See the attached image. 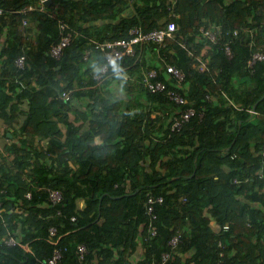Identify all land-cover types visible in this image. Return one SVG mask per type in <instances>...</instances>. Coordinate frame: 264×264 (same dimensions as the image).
<instances>
[{
	"label": "trees",
	"instance_id": "trees-1",
	"mask_svg": "<svg viewBox=\"0 0 264 264\" xmlns=\"http://www.w3.org/2000/svg\"><path fill=\"white\" fill-rule=\"evenodd\" d=\"M29 5L37 0H0L8 11L0 15V123L10 140L0 148V264H44L59 245L66 247L60 264H150L166 250L168 264H264V60L249 70L244 32L229 58L225 37L214 43L201 31L216 22L223 34L250 27L264 47V0H51L47 10L26 14L36 23L34 38L28 26L20 29L22 14L11 11ZM59 19L73 38L56 58L50 48L61 37ZM170 21L178 29L166 48L145 44L103 82L95 80L105 57L93 38H129L134 26L148 32ZM205 48L209 70L201 72L194 63ZM21 55L24 67L16 65ZM166 64L185 72L182 85L166 78ZM153 67L167 90L141 84ZM115 84L128 92L127 101L114 95ZM168 90L189 102L177 104ZM189 106L197 113L172 131L173 114ZM37 137L50 145L38 149ZM30 165L34 183L24 175ZM45 185L62 190L63 202L52 204ZM149 195L163 196L154 203L156 234ZM178 233L181 242L172 248L167 243ZM5 235L16 243L8 245ZM79 244L88 249L83 257Z\"/></svg>",
	"mask_w": 264,
	"mask_h": 264
},
{
	"label": "built area",
	"instance_id": "built-area-1",
	"mask_svg": "<svg viewBox=\"0 0 264 264\" xmlns=\"http://www.w3.org/2000/svg\"><path fill=\"white\" fill-rule=\"evenodd\" d=\"M46 1L47 0H41L38 3V5H29L19 9H12L11 10L12 13L22 14L20 20V27L25 28L29 25L30 19L28 16L26 17L28 11L35 9H39L43 11L47 10L45 6ZM7 12L8 11L6 9L0 7V15H5ZM58 23H59L58 26L61 37L57 42H54L50 48V54L56 58H59L61 56L64 47H66L73 38L72 31H66V29L69 27L67 20L59 19ZM177 29L178 26L175 23V21H170L168 22L166 27L154 28L148 32L143 31L139 26H134L130 29L129 38L120 37L105 41H99L93 38L92 43L94 44V47L102 51L105 57V62L95 72L94 75L95 80L98 83L103 82L105 76L108 75L110 68L115 67L119 61H123L127 57H135L139 52V50H142L144 48L143 46L145 44H149V43L155 44L157 46L158 51H160L161 48H166L167 38L173 37L174 31H176ZM201 31L205 36H207L213 42H216L219 38L220 30H218V27L217 29L215 26L210 29L201 28ZM78 33L79 32H75V35H77ZM254 45H255L254 41H251L250 57L247 60V67L251 72L254 71V67L258 61L264 60V48L256 45L255 47H253ZM224 50L227 57L232 58L234 56V49L231 40L224 41ZM91 52L92 50L90 48H87L83 58L87 60ZM191 52L193 51L191 50ZM159 57L161 60H164V57L162 55H160ZM196 59L197 61L194 63V66L196 68H198L201 72H205L209 70V66L207 63L208 60L205 59L202 54H198ZM16 65L19 67H24L25 55H21L16 59ZM118 70L120 74H123V70H124L123 67L119 68ZM157 77H158V69L153 67L143 71L140 82L151 92H161L167 90V83L165 82V80L157 79ZM166 78L168 79L175 78V80L178 82V85H182L185 82L186 75L185 72L176 65L166 64ZM70 94L71 91H66L62 94V97H64L65 100H68L71 97ZM167 94L170 100L176 102L177 104H187L189 102L188 99L178 90H168ZM207 97L210 98L211 96L207 94ZM250 111L253 113L256 112L254 109H250ZM196 113L197 110L192 106L179 110L177 114L174 113L173 116L171 117V121L173 122L171 125L172 131L180 130L183 127V125L190 120L191 116L195 115ZM203 116H204L203 111H200L199 112L200 120L203 119ZM262 152L264 154V143H263ZM44 189L47 191L48 199L52 204L57 205L63 202L64 195L62 190H60L59 188H52L49 186H45ZM26 196L31 198L32 196L31 191H27ZM162 201H163V196L161 195L157 197L153 195H149L148 197L147 212L151 216V223L149 227L152 234L157 233V230L155 229V226L153 224V219L156 217V215L154 214V203H158ZM186 201H187L186 196L179 197V202H186ZM57 214H62L60 208H57ZM71 218L72 220H76L77 217L76 215H73ZM223 228L228 229L229 225L225 224ZM50 233L52 236H55L57 234V228L55 226H52L50 228ZM5 242L8 245H13L16 243V240L12 236L5 235ZM180 242H181V234L178 233L173 235V237L168 241L167 244L172 248H176L178 247ZM24 247L27 250H30L29 245H24ZM65 248L66 247H63L61 245L56 246L53 250L52 255L47 259V261L43 260L42 262L44 264L47 262L49 264H60V260L63 257ZM87 251L88 249L85 244L78 245V252L80 253V257H83ZM171 257H172L171 252L166 250L160 254V258L158 260H153L150 264H168V261L171 259ZM191 264H194V262L191 261Z\"/></svg>",
	"mask_w": 264,
	"mask_h": 264
},
{
	"label": "crops",
	"instance_id": "crops-1",
	"mask_svg": "<svg viewBox=\"0 0 264 264\" xmlns=\"http://www.w3.org/2000/svg\"><path fill=\"white\" fill-rule=\"evenodd\" d=\"M40 2V0H37V4ZM127 12H129V9H124L123 11H122V13L123 14H126ZM111 23H112V21H111ZM83 23H80V25H82ZM111 30H112V27H111ZM29 35V34H28ZM32 38H34V36H31ZM2 41H3V43L5 44L6 42H7V37L6 36H3V38H2ZM113 92H114V95L116 96V97H119V98H123V99H125L126 101L128 100V98H127V93L128 92H126V90H122L118 85H114L113 86ZM130 111L132 112V113H134L135 111H136V108H133V109H130ZM152 116H155V113H152ZM75 117H76V114L75 113H73V112H70V116H69V119L71 120V121H73V122H75L76 124H78V125H81V124H83V121L81 120V119H79L78 121H76V119H75ZM83 128V127H82ZM84 129V128H83ZM4 130H5V126L4 127H2V124L0 123V141H2L3 142V145H1L0 144V148H2V150H3V148H6V146L7 145H9V143H10V140H5L4 138H3V134H4ZM14 140H16V139H14ZM35 142H34V146L35 147H37L38 149H42V148H45V147H48V145H50V142L48 141L47 142V139H45V138H41V137H37L35 140H34ZM8 143V144H7ZM12 143H13V141H12ZM13 157H11V159H12ZM35 157H33V158H31V162L34 164L35 163ZM45 159V158H44ZM50 160H48V164L50 165V166H52V164L53 163H55V165L57 164L55 161L54 162H49ZM70 164L71 165H74L73 164V162L71 161L70 162ZM33 170H34V168H32V165H30V166H27L26 167V169H25V171H24V175L28 178V180H29V182L30 183H34L35 182V176L33 175ZM80 207H79V210H82V208H83V205H84V201L81 199L80 200ZM211 224L212 225H214V221H212L211 222ZM140 249V248H139ZM139 249H137V254H140V250ZM178 254H181V253H179L178 252Z\"/></svg>",
	"mask_w": 264,
	"mask_h": 264
},
{
	"label": "clouds",
	"instance_id": "clouds-1",
	"mask_svg": "<svg viewBox=\"0 0 264 264\" xmlns=\"http://www.w3.org/2000/svg\"><path fill=\"white\" fill-rule=\"evenodd\" d=\"M41 1V0H40ZM46 3H47V1H46ZM216 27V29H217V27H218V30H220L219 32H220V34L219 35H221L222 37H225V40H231V43H232V46H233V43H234V41L236 40V39H238V38H240V33L241 32H244L245 33V36H246V39H247V44L250 46V52H251V41H254V43H255V45L256 46H260V47H262V48H264L263 46H261V45H258V43H257V40H256V38H257V30H255V29H253V28H250V27H245V28H241V29H233V30H229L228 32H226V34H223V31H222V24L221 23H218V22H216V24H210L209 26H207V27H204V28H212V27ZM235 32H237V33H235ZM225 35H228V38H226V36ZM213 42V41H212ZM215 43V42H214ZM255 45L253 46V47H255ZM233 49H234V47H233ZM206 48L200 53V54H202V55H204L205 53H206ZM249 57H250V55H249ZM248 60V59H247ZM261 61H263V60H261ZM259 62V61H258ZM246 63H247V61H246ZM122 75H126L125 73H124V70H123V74ZM254 109V108H253ZM255 110V109H254ZM45 186H48V185H45ZM154 196V195H153ZM162 196V195H161ZM139 249V248H138ZM140 251H142V249H139Z\"/></svg>",
	"mask_w": 264,
	"mask_h": 264
},
{
	"label": "rangeland",
	"instance_id": "rangeland-1",
	"mask_svg": "<svg viewBox=\"0 0 264 264\" xmlns=\"http://www.w3.org/2000/svg\"><path fill=\"white\" fill-rule=\"evenodd\" d=\"M35 24L36 23H33V21H30V23H29V25H28V30L27 31H29V30H31L32 32H28L27 33V36L28 37H31V36H34V33L36 32V26H35ZM20 29L22 30V31H24L25 30V28H22V27H20ZM32 29H34V30H32ZM29 34V35H28ZM35 41V40H34ZM132 109L134 108V106H132L131 107ZM9 156H12L10 153H9Z\"/></svg>",
	"mask_w": 264,
	"mask_h": 264
},
{
	"label": "water",
	"instance_id": "water-1",
	"mask_svg": "<svg viewBox=\"0 0 264 264\" xmlns=\"http://www.w3.org/2000/svg\"><path fill=\"white\" fill-rule=\"evenodd\" d=\"M50 2H51V0H47V3H50ZM263 97H264V94H263L262 98ZM253 108L255 109V106ZM9 135H11V134H9Z\"/></svg>",
	"mask_w": 264,
	"mask_h": 264
}]
</instances>
